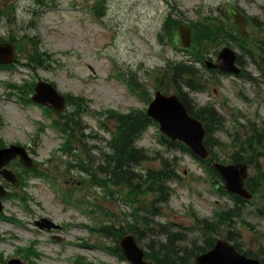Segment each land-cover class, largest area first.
Returning <instances> with one entry per match:
<instances>
[{
  "label": "rangeland",
  "instance_id": "374dc122",
  "mask_svg": "<svg viewBox=\"0 0 264 264\" xmlns=\"http://www.w3.org/2000/svg\"><path fill=\"white\" fill-rule=\"evenodd\" d=\"M95 1L53 0L49 8H42L39 14L34 15L33 11L38 7L33 0H0V9L10 4L13 5L11 20L0 19V35L5 36L7 31L19 28H25L26 32H30L32 35L36 34L38 49L52 55L51 71L45 70L41 73L54 81L62 91L87 99L91 113L83 117L86 123H82L84 125L83 133L86 135L84 140L89 145L92 143L95 145L100 143L101 139L103 141L108 138V133L98 128L102 119V115L99 113L102 109L111 108L126 111L129 108L141 106L139 100L132 97L120 80L115 78L119 72H124L130 66H138L140 70L154 68L161 65V60L164 57L169 60H180L186 57L185 52L174 51V48L169 44L161 45L157 40L162 18L168 10L167 5L171 7V11L176 16L183 20L186 18L191 20V18L199 17L193 11L194 5H198V12H205L216 7L212 12L215 15L220 13L218 8H222L223 14L225 5L233 3L241 7L247 15H252L264 23V0H107V16L103 19L109 27L106 30L91 15L80 10V8L89 9ZM33 16L35 27L32 29L28 21ZM29 28L31 29L29 30ZM233 34L236 35L235 32ZM260 36L264 38L263 34ZM27 48L31 49L32 46ZM24 57L21 54L22 62H24ZM19 69L23 72V67L19 66ZM5 77L6 74L0 72V78L6 79ZM238 91L239 89L233 88L229 79H226L222 89L219 91L217 89L216 95H199L197 97L201 104L210 102L217 106H220L223 100L229 99L224 103H233L236 109L241 110L247 116L244 119L238 115L239 123L243 124L247 119L258 121V116L252 111L256 103L248 106V109L245 108L244 100L237 96ZM12 100L13 98L5 94L3 85L0 84V109L4 119L10 122L4 126L3 135L14 138L15 135H21L24 130L25 135L38 138L40 146L37 150L41 166L45 170L52 171L53 163L47 158L60 144V138L50 127H45L43 132L35 133V125H31L29 120H25L23 113L29 114L34 121H37L41 118L38 110L27 109L23 113L19 112L16 106L14 107L11 103ZM223 111L225 124L220 139L227 144L225 147L229 149L231 148L229 144L235 133L245 136L248 129L234 121L229 109ZM259 112L264 116V104L259 108ZM91 127L94 128V131ZM139 145L149 150L150 154L152 151L161 152L156 131L152 127L144 133ZM168 156L178 158L172 152ZM62 158L68 163L73 157L62 155ZM223 158L225 159L226 156L224 155ZM170 161L175 162L174 159ZM177 169L183 176L181 182L175 186V194L171 201L174 205L179 207L180 204H186L191 199L197 213L208 215L212 208V202L217 207H226L229 204L228 201L214 193L212 187L206 183L209 177L206 176L205 180L204 176L198 174L201 169L191 157L183 156ZM71 172L73 175L64 174L63 178L66 180V176H68L72 182H75L74 179H78L79 172L75 169H72ZM87 189L91 193L97 192L96 195L100 196V191L95 187ZM187 192L196 193L190 197L186 195ZM40 193L47 204L57 209L56 205L50 201L51 194L46 185L41 184ZM108 204L111 206L112 212L115 214L119 212L120 206L115 201H109ZM122 206L125 208L124 205ZM252 223L258 228L264 225V222L256 220H253ZM6 229L7 226L0 223V231ZM245 234L246 243L255 237L254 229L248 230ZM78 235L77 229L73 231L68 229L66 232L69 239H76ZM153 237L155 238L156 235ZM148 238H144V240L146 241ZM259 241V238L253 239L255 243ZM0 247L6 250L12 249L7 244H1ZM71 250L76 251V249ZM85 254L87 258L93 259L92 262L114 264L112 255L97 252L94 255V252L90 251H85ZM95 256H97L96 259H94ZM42 263L45 262L41 259L39 264Z\"/></svg>",
  "mask_w": 264,
  "mask_h": 264
},
{
  "label": "trees",
  "instance_id": "16d2710c",
  "mask_svg": "<svg viewBox=\"0 0 264 264\" xmlns=\"http://www.w3.org/2000/svg\"><path fill=\"white\" fill-rule=\"evenodd\" d=\"M126 119L129 120L130 122H133V120L130 116L127 117ZM123 128H124V130H121L119 132V135L128 136L129 132H131V130H133V127L130 128V125H124Z\"/></svg>",
  "mask_w": 264,
  "mask_h": 264
}]
</instances>
